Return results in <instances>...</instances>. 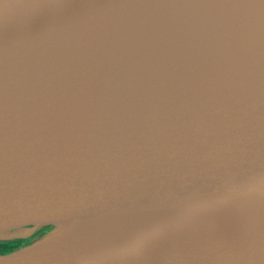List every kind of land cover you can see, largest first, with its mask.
<instances>
[{"label": "water", "instance_id": "water-1", "mask_svg": "<svg viewBox=\"0 0 264 264\" xmlns=\"http://www.w3.org/2000/svg\"><path fill=\"white\" fill-rule=\"evenodd\" d=\"M0 264H264V0H0Z\"/></svg>", "mask_w": 264, "mask_h": 264}, {"label": "flooded vegetation", "instance_id": "flooded-vegetation-1", "mask_svg": "<svg viewBox=\"0 0 264 264\" xmlns=\"http://www.w3.org/2000/svg\"><path fill=\"white\" fill-rule=\"evenodd\" d=\"M15 247V246H14Z\"/></svg>", "mask_w": 264, "mask_h": 264}]
</instances>
